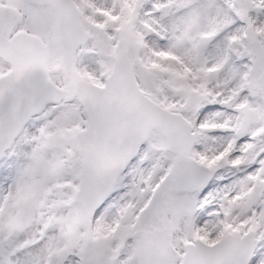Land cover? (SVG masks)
<instances>
[{
	"label": "snow or ice",
	"instance_id": "1",
	"mask_svg": "<svg viewBox=\"0 0 264 264\" xmlns=\"http://www.w3.org/2000/svg\"><path fill=\"white\" fill-rule=\"evenodd\" d=\"M0 264H264V0H0Z\"/></svg>",
	"mask_w": 264,
	"mask_h": 264
}]
</instances>
